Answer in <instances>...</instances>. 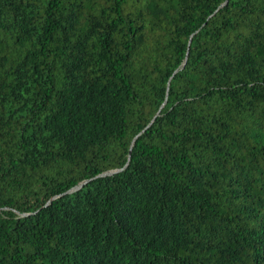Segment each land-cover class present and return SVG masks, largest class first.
Listing matches in <instances>:
<instances>
[{
	"label": "trees",
	"instance_id": "16d2710c",
	"mask_svg": "<svg viewBox=\"0 0 264 264\" xmlns=\"http://www.w3.org/2000/svg\"><path fill=\"white\" fill-rule=\"evenodd\" d=\"M0 264H264V0H0Z\"/></svg>",
	"mask_w": 264,
	"mask_h": 264
}]
</instances>
